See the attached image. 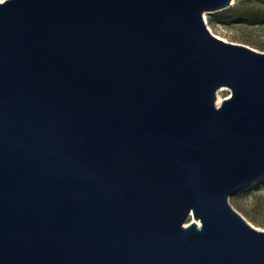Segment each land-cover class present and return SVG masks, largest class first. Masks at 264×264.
I'll list each match as a JSON object with an SVG mask.
<instances>
[{"label": "water", "instance_id": "1", "mask_svg": "<svg viewBox=\"0 0 264 264\" xmlns=\"http://www.w3.org/2000/svg\"><path fill=\"white\" fill-rule=\"evenodd\" d=\"M233 5L0 3V264H264L229 202L264 180V53L204 19Z\"/></svg>", "mask_w": 264, "mask_h": 264}, {"label": "rangeland", "instance_id": "2", "mask_svg": "<svg viewBox=\"0 0 264 264\" xmlns=\"http://www.w3.org/2000/svg\"><path fill=\"white\" fill-rule=\"evenodd\" d=\"M236 2L237 0H234V4ZM217 15L218 13L204 15L205 22L213 35L228 43L247 46L259 53H264V23L222 25L215 21ZM219 96L223 102L231 97V91L225 89ZM229 202L249 224L259 231H264V180L230 198ZM191 222H193L192 219L187 221L188 224Z\"/></svg>", "mask_w": 264, "mask_h": 264}, {"label": "trees", "instance_id": "3", "mask_svg": "<svg viewBox=\"0 0 264 264\" xmlns=\"http://www.w3.org/2000/svg\"><path fill=\"white\" fill-rule=\"evenodd\" d=\"M215 21L222 25L264 23V0H237L231 8L218 13Z\"/></svg>", "mask_w": 264, "mask_h": 264}, {"label": "bare ground", "instance_id": "4", "mask_svg": "<svg viewBox=\"0 0 264 264\" xmlns=\"http://www.w3.org/2000/svg\"><path fill=\"white\" fill-rule=\"evenodd\" d=\"M6 1V0H5ZM225 89H227V88H222V90H219V95H220V92H222V91H224ZM218 95V106L222 103V99L220 98V96Z\"/></svg>", "mask_w": 264, "mask_h": 264}, {"label": "snow or ice", "instance_id": "5", "mask_svg": "<svg viewBox=\"0 0 264 264\" xmlns=\"http://www.w3.org/2000/svg\"><path fill=\"white\" fill-rule=\"evenodd\" d=\"M4 2V0H0V3H3Z\"/></svg>", "mask_w": 264, "mask_h": 264}]
</instances>
